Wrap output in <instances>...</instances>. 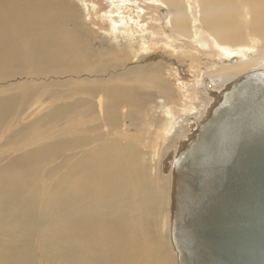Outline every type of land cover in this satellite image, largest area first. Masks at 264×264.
Wrapping results in <instances>:
<instances>
[{"label": "bare ground", "instance_id": "1", "mask_svg": "<svg viewBox=\"0 0 264 264\" xmlns=\"http://www.w3.org/2000/svg\"><path fill=\"white\" fill-rule=\"evenodd\" d=\"M74 1L0 0V264H177L172 170L159 197L142 157L175 98L167 65L179 73L174 54L188 50L155 51L152 14L115 1L103 14L115 42L97 48ZM145 1L168 7L180 41L207 45L210 33L219 55L195 110L175 121L165 150L176 153L212 92L264 67V49L253 52L264 0Z\"/></svg>", "mask_w": 264, "mask_h": 264}, {"label": "water", "instance_id": "2", "mask_svg": "<svg viewBox=\"0 0 264 264\" xmlns=\"http://www.w3.org/2000/svg\"><path fill=\"white\" fill-rule=\"evenodd\" d=\"M212 95L164 164L177 264H264V67Z\"/></svg>", "mask_w": 264, "mask_h": 264}, {"label": "rangeland", "instance_id": "3", "mask_svg": "<svg viewBox=\"0 0 264 264\" xmlns=\"http://www.w3.org/2000/svg\"><path fill=\"white\" fill-rule=\"evenodd\" d=\"M82 1V2H81ZM78 2V7L80 10V24L86 29H89L93 36L95 35V47H106L110 49L112 44L115 42V38L112 34V22L110 20H104L103 14L105 11L111 9L112 3L119 2L124 6L125 11H130L132 14L137 12L145 11L149 14H152L154 21L153 23L158 26L159 34L154 40L153 49L155 51H162L166 49L168 57L172 56V51L165 45V42H172L180 44L184 49L188 50L187 52H179L177 59L178 64L181 67L180 72L178 73L176 69L172 68V65H167L166 73H168V79H170V85L174 91L175 98L172 102L165 104L160 107V110L165 113L166 120L162 118V122L159 125V128L154 129L156 134V139L154 145L151 144L149 147L143 144L145 150H150L147 155L142 157L143 162L146 165L145 175L147 180L154 191L159 197H162L166 191L165 190V181H164V162L171 151L166 152V146L168 144L169 136L174 132V124L176 119L188 118L189 115L194 111L200 99V92L210 74L211 68H213L214 63L219 61L218 51L216 49V43L213 41L212 35L206 31H202L204 40L208 41V44L197 43L191 44L185 40H179V35L174 31L170 23V14L168 7L163 3H148L145 0H81ZM73 3L76 4V1L73 0ZM83 3V4H82ZM88 3L89 6L95 4V8L88 11L84 4ZM83 5V6H82ZM83 17L85 22H83ZM157 20V21H156ZM200 26V23H196ZM134 30L139 29L138 27H133ZM94 32L96 34H94ZM247 33V29H246ZM124 41V40H123ZM252 40V46L255 42ZM180 42V43H179ZM185 43V44H184ZM136 48H139L140 42L136 44ZM256 49L253 52L261 53L264 49L262 44H256ZM195 126L194 124L192 127ZM142 127L139 125V131L137 134H141ZM170 128L169 132L167 128ZM134 129V130H133ZM133 127L131 132H135ZM192 128H190L191 133ZM150 141L148 140L147 143ZM150 144V143H149ZM153 145V148H152ZM146 146V147H145ZM148 147V148H147ZM157 152L160 153L161 159L158 164V159L154 156ZM71 153V152H68ZM64 172L66 170H63ZM62 174V173H61ZM59 174V175H61ZM57 175L56 177H58ZM42 196V195H41ZM43 197V196H42ZM177 262V257H176Z\"/></svg>", "mask_w": 264, "mask_h": 264}]
</instances>
